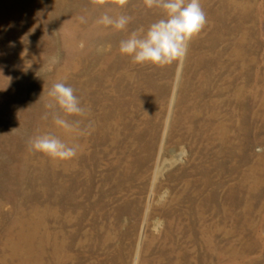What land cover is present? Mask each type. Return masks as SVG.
<instances>
[{
    "label": "rangeland",
    "instance_id": "374dc122",
    "mask_svg": "<svg viewBox=\"0 0 264 264\" xmlns=\"http://www.w3.org/2000/svg\"><path fill=\"white\" fill-rule=\"evenodd\" d=\"M201 5L184 60L158 67L119 51L162 18L143 0H0V264H264V0ZM61 81L77 132L46 107ZM44 133L77 156L31 151Z\"/></svg>",
    "mask_w": 264,
    "mask_h": 264
},
{
    "label": "clouds",
    "instance_id": "9594fccd",
    "mask_svg": "<svg viewBox=\"0 0 264 264\" xmlns=\"http://www.w3.org/2000/svg\"><path fill=\"white\" fill-rule=\"evenodd\" d=\"M109 0H90L96 7H103ZM118 7H126L129 0H113ZM148 9H159L162 18L151 23L147 30L143 26L131 31L126 39L120 41L119 51L131 57L135 64H151L158 67L182 62L186 57L190 42L199 35L207 23L206 13L201 0H143ZM85 23L84 17L79 18ZM132 17L119 15L115 18L104 13L97 24L111 26L118 31L127 30ZM58 61L53 57L51 64ZM49 102L46 107L52 109L55 126L67 133L79 131V121L70 122L67 116H82L85 109L75 90L64 82H56L48 90ZM59 109V112L56 110ZM60 113H63L61 115ZM45 113L43 119L48 118ZM31 151L40 152L55 160H71L78 154L79 145L68 144L52 133L36 135L29 140Z\"/></svg>",
    "mask_w": 264,
    "mask_h": 264
}]
</instances>
